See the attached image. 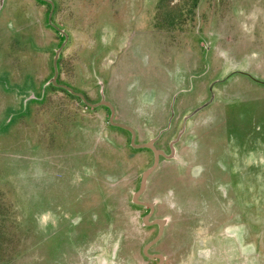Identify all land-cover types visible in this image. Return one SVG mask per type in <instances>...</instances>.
I'll return each mask as SVG.
<instances>
[{"label": "rangeland", "instance_id": "374dc122", "mask_svg": "<svg viewBox=\"0 0 264 264\" xmlns=\"http://www.w3.org/2000/svg\"><path fill=\"white\" fill-rule=\"evenodd\" d=\"M55 2L59 8L55 22L60 28L67 29L71 36V43L63 53L61 66L64 71L60 81L74 85L91 102L97 100V89L92 86L93 80L83 59L89 68L92 67L96 77L102 78L106 95L112 92L111 84H124L119 91L122 98L136 93L127 85L161 88L162 83L166 86L170 81H178L176 75L175 81L171 78L186 68L199 73L203 68L204 76L209 77L215 68L221 71L224 67L222 62L225 65L236 62V67L242 66L246 72L264 81V0H202L192 23L186 25L185 30L179 24L177 30L168 29L169 33L164 31L169 24L167 15L179 12L180 15H188L191 0H172L173 5L164 0ZM45 10L34 0H6L0 13V120L5 119L8 112L17 111L22 101L17 92L10 94L2 89L6 76L10 87L22 85V68L32 62L26 73L31 74L33 69L34 82L39 83L49 77L51 49L56 40L54 33L45 28ZM22 29L24 35L32 37L36 43L30 42V46L35 47L32 51L26 45L27 54H22ZM200 40L203 43H198ZM206 46L208 49L204 51ZM72 49L74 59L71 57ZM200 50L204 51L200 68L188 65L200 62ZM72 60L78 67L74 78ZM225 70L227 73L233 69L231 66ZM26 73H23V78ZM213 77L197 82L192 105L207 100L206 88ZM216 92V102L190 124L194 128L190 132L193 138L189 135L192 140L190 154L197 153L195 132L208 135L213 127L222 129L218 130L215 138L228 130L241 132L243 141L249 144L244 154L235 145L231 149L233 142L228 141L227 133L223 141L222 138L211 140L214 145L209 147L216 148L215 154L221 151L224 157L233 155L236 165L237 160L245 159L246 163L241 168L249 167L250 183L252 179L255 181L249 191L252 193L257 185V192L264 201V88L235 76L217 86ZM235 101L238 104L234 103L235 107L231 108L230 103ZM76 106L74 100L53 92L38 109V116L35 114L26 120L18 118L9 130L0 135V264H149L142 261L136 252L147 232L142 233L136 225V214L129 213L126 208L130 192L137 183L135 177L125 174L114 179L109 176L102 183V179L94 171L85 169L82 163L86 159L92 163L95 147L108 137L104 114L99 112L95 124L88 121L87 128L76 132L77 139L85 141L84 149L69 151L68 154V147L59 149L47 139L43 138L48 144L44 140L41 144L37 139L41 129L36 125H40V119L48 127L59 120L63 130L56 132L64 137L63 143H68L72 132L70 110H85ZM181 111L179 104L178 116H181ZM197 127L201 130L197 131ZM73 158L80 161L74 163ZM146 162L141 156L138 165ZM182 164L178 155L176 162L164 163L150 182L148 197L159 202V215L171 219L158 250L167 256L166 264H210L212 258L220 257L218 245L223 243L220 239L231 237L237 228L224 227L216 235L212 231L207 232L210 225L218 220L212 217L204 220L200 211L197 191L199 187L203 190L207 187V180L199 173L201 171L202 174L205 167L199 166L201 163H190L192 166L188 164L187 167ZM90 176L95 178L96 185L78 189L70 202L69 188L77 187L82 179ZM222 176L221 181L225 183L227 176ZM247 182L249 184V179ZM107 187L112 194L100 196L98 190ZM81 190L85 191L86 197L90 195L84 198ZM176 192L178 195L182 193L187 200L179 203ZM210 194L213 206H216L213 213L220 205L227 207L221 202L218 188L212 189ZM110 196H115L111 207L115 219L106 224L99 217L100 204L104 197ZM72 203L76 204L74 210L70 209ZM234 209L230 207L229 214L222 219L224 222L234 221ZM83 217L91 228L85 224V229L79 230L86 232L84 240L72 246L70 232L73 227L79 232L77 228ZM213 237L216 239L212 247L202 246ZM250 251L249 264H260Z\"/></svg>", "mask_w": 264, "mask_h": 264}, {"label": "flooded vegetation", "instance_id": "af4514ba", "mask_svg": "<svg viewBox=\"0 0 264 264\" xmlns=\"http://www.w3.org/2000/svg\"><path fill=\"white\" fill-rule=\"evenodd\" d=\"M5 1L6 0H0V13L4 8ZM34 1L37 5L46 8L44 25L46 29L50 30L55 35L56 43L52 45L51 49L52 60L50 74L47 79L39 83L34 82L31 75L33 69L30 70L31 74L26 73V70L32 66L31 62L25 67L22 66L26 68L25 70L22 68V79H24L22 85L10 87L6 76V79L2 81V89L10 94L17 92V94L22 96V101L17 111L8 112L7 115L5 114V119L0 120V135L9 130L18 118L26 120L30 117L33 118L35 114L38 116L37 114L40 112L38 109L46 103L51 93L58 92L70 100H74L77 106L85 110H70L69 125L71 126L72 132L70 133L68 143H63L64 137L56 132V130H63L59 120L53 121L48 127L46 125L47 123H44V121L40 119V125H36L41 129L37 135V139L41 141V144L44 139H47L53 147H58L59 149L68 147L67 153L69 154V151L85 148V143H83L84 139L82 140L81 138L79 141L76 132L87 128L86 124L88 121L91 124H95L96 115L102 112L104 114V128L108 130V137L104 143H99L95 147V151L93 152L95 155L91 159L92 163H89L90 160L87 159L82 161V163L84 162L85 169L88 168V170L94 171L97 176L100 177V180L102 179V183L109 176L114 179H118V177L121 178L125 174L135 177V182L137 183L134 190L130 192V200L126 204V208L129 213L133 215L136 214V225L142 233L147 232V235L145 233V239L141 246L136 250L142 261H148L149 264L167 263V256L164 252L158 250V246H160L162 240L166 236L168 227L171 224V219L166 215L158 214L159 202L154 198L150 199L148 193L152 178L161 170L163 164L176 162L178 155H180L183 161V167H187L190 163H201L199 166L205 167L203 173L201 174V171L199 173V176L201 175V177H204L208 183L205 184L207 187H205L204 190L199 187L200 189L197 191V198L201 203L200 211L204 220L209 217L218 220V222L215 221L216 223L214 225L211 224L212 227L210 225L207 232L212 231L213 234L216 235L219 234L224 227L232 226L233 228H237V231H235L231 237L223 236L222 239H220V242H223L221 245H218L221 251L220 257L219 259L217 257L212 258L210 264H214L215 262H218L216 264H249L250 250L257 256L258 262L264 264V201L257 192V185H255L252 193L249 191V187H251V184H255V181L252 179L250 183L249 167L246 169L243 168L244 170L241 168L246 163V160H237L236 165L233 155L224 157L225 154H221V151L215 154L216 148L209 147V145H214L211 143V140H219L222 138L223 141V136L227 133L226 138L228 141L233 142L231 143V149H234L235 145L241 150L240 153L244 154L249 144L245 140L243 141V134L241 132H229L228 130V132H222L220 137L215 138L218 130H222L219 128L216 129L215 127L212 128V131H210L208 135H199L195 132V140H198L196 144L197 147H195L197 153L190 154L192 150V148H190L192 143L190 132L194 129L190 127V124L216 102L217 86L227 83L235 76L246 78L250 83H254L261 88H264V81L246 72L242 66L236 67L238 65H236V62L229 65H225L222 62L221 65L224 67L221 71H218L220 68L215 70L216 68L214 66L215 69L209 76L211 77L213 75L214 77L206 88L208 94L207 100L200 104L192 105L195 94L197 93V82H201L204 78H209L204 76L203 68L201 69V73L190 68H186L182 71L180 70L171 78L175 81L176 75L178 81L171 83L170 78H168L170 84L164 86L162 83L161 88L150 86H143L140 88L139 86L129 87L127 85L128 89L136 90V93L129 94L126 98H122L119 91L124 87V84H118V82L111 84L110 88L112 92L106 95L102 78L96 77L92 67L89 68V64L83 59L82 62L88 68V73L91 75L90 78L93 80L92 86L97 89V100L91 102L87 95L79 91L74 85L60 81V76L62 71H64L61 66L63 62V53L71 43V36L67 29L60 28L55 22V16L59 9L58 4L55 0ZM164 1L173 5L172 0ZM200 1L202 0H191L188 5L189 13L186 11L188 15L185 13L180 15L181 12L178 14H168L169 24L164 31L169 33L168 29L177 30L179 24L182 30H185V26L191 24L193 19L197 17ZM167 11L171 12L169 9ZM187 17L189 19H186ZM199 30L200 28L198 31ZM24 34L25 32L22 29V54H27V46L31 51L35 48L34 46H30V42H34V40H32V37H26L27 34ZM198 43L203 42L200 40ZM34 44L36 43L34 42ZM207 49L208 46L205 47L204 51ZM204 51H199L198 58L200 62H192L188 65H195L197 68H200L201 55ZM71 57L72 59L75 58L74 49L71 51ZM71 66L74 71V78L78 67L73 60L71 61ZM231 66L233 70L226 73L225 69L231 68ZM23 73H26L24 78ZM186 76L189 79H186ZM194 81L195 85L193 84ZM63 87H67L72 93L68 92ZM156 91H159V93ZM77 95H80L82 98ZM181 97H184V99ZM234 103L238 104L236 101L230 103L231 108L235 107ZM179 104L182 106L181 116H178ZM178 117L181 118L178 124H176ZM118 125H123L124 127ZM195 129L197 131L201 130L200 127ZM255 129L256 128H254V130ZM258 129L261 130L262 128L259 127ZM67 133L69 132L67 131ZM165 138L166 140L164 141ZM45 144H48L47 141H45ZM181 148H183L182 153H180ZM141 156L144 158V161L147 160V164L139 166L138 163H140ZM214 156L215 160L213 159ZM77 161L80 160L73 158L74 163ZM155 162V168L148 174L145 179V185L143 189H141L144 174L154 166ZM223 174L227 176V181L225 183L221 181ZM248 179L249 184L247 182ZM95 181V178L93 179L91 176L86 177L84 180L82 179V183L77 187L69 188L70 202L73 201V197L77 194L76 192H78V189H83L86 185L89 187L95 186ZM108 188L110 187L98 190L99 195L105 196L107 194H112V191L108 190ZM217 188L221 191V202L226 203L227 207L222 208L220 205L213 213L212 209L215 210L216 206H213L214 200H211L212 195L210 192L212 189ZM80 192L83 194L84 198L90 195L86 197L85 191L81 190ZM91 192L93 191L89 193ZM114 197L115 196L104 197L100 204L99 217H101L106 224L113 222L115 219L114 210L111 208L114 203ZM176 197L181 204L183 201L187 200L186 196L182 193L178 195L176 192ZM231 206L235 208L236 217L232 222H224L222 219L225 214H229ZM75 207V203L70 205V209L72 210H74ZM73 213L76 212L73 211ZM208 214H210V216H207ZM219 220L222 221L219 222ZM85 224H88V220L83 217L77 230L85 229ZM94 226L96 227V225ZM89 228L91 227L88 224V229ZM85 233L86 232L83 233V231L77 232L73 227L70 232V244H72V246L80 244V242L84 240ZM215 239L216 238L213 237V239H211L212 241H207L202 246L212 247L215 243ZM225 244L227 245L226 247ZM203 254L204 253H202V255Z\"/></svg>", "mask_w": 264, "mask_h": 264}, {"label": "water", "instance_id": "95a60500", "mask_svg": "<svg viewBox=\"0 0 264 264\" xmlns=\"http://www.w3.org/2000/svg\"><path fill=\"white\" fill-rule=\"evenodd\" d=\"M63 88L66 89L68 92L72 93V91L70 89H68L67 87H63ZM77 96L81 97L80 95H77ZM118 126L124 127L123 125H118ZM155 166H156V162H155L154 166L144 174L143 179H142V183H141V189H143V187L145 185V179H146V177L148 176V174L151 173V171L155 168Z\"/></svg>", "mask_w": 264, "mask_h": 264}]
</instances>
